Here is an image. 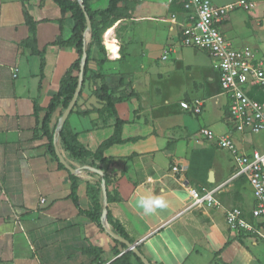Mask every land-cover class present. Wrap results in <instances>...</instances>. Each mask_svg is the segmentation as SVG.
<instances>
[{
  "label": "crops",
  "instance_id": "obj_1",
  "mask_svg": "<svg viewBox=\"0 0 264 264\" xmlns=\"http://www.w3.org/2000/svg\"><path fill=\"white\" fill-rule=\"evenodd\" d=\"M174 1L119 2L126 14L107 27L112 30L109 41L113 43L109 47L115 50L118 46V52L110 55L104 50L105 33L101 35L103 49L90 47V77L83 83L76 107L68 116L69 126L79 143L95 151L114 135L115 117L94 93L100 80L91 75L103 74L106 84L112 86L113 96L119 97L126 94L125 87L129 85V78H123V74L134 72L130 80L137 95L114 102L116 114L123 121L120 136L124 141L106 147L103 152V166L110 180L106 186L107 214L124 228L129 241L137 244L151 264H264L263 246L258 247L250 236L232 232L225 222V211L233 207L242 210L246 219L251 218L254 200L250 186L242 177L230 179L235 166L229 151L214 142H198L194 138L200 127L210 128L216 134L230 132L235 144L236 137L249 133L229 129L225 101L220 120L215 118L207 120V126H196L192 118L204 115V100L198 115L181 107L182 102L196 101L188 99L179 104L182 114H174L167 108L166 99H155L151 89L137 84L150 65L154 66L150 42L168 43L172 48L170 54L175 48H184L178 42V24L170 21L173 14L176 21L182 20L183 12L174 9ZM108 3L109 0H87L91 11L105 9ZM230 13L219 24L220 32L233 45L248 44L262 51L259 45L226 36ZM25 14L35 21L37 49L45 48L41 78L39 56L24 47L23 42L30 37ZM72 23L71 12L62 13L54 0H0V264H109L125 252L107 234L103 224L98 227L78 211L69 197L68 173L59 169L47 152V138L41 132L49 101L78 58L74 46L51 44L57 37L67 40ZM246 31L242 33L256 36L253 30ZM259 33L258 37L263 32ZM87 37L86 42L90 32ZM206 79L214 81L211 75ZM62 111L57 106L52 112L49 130L56 127ZM260 135L261 146L253 143L251 147H264V134ZM56 144L66 162L80 169L74 174L78 177V204L80 209L88 210L87 187L97 189L101 176L70 158L58 140ZM236 146L243 151L251 148ZM174 165L182 170L173 173ZM220 184L223 185L214 193V204L186 209L191 201L189 188L213 189ZM149 192L163 196L167 206L144 215L136 202L137 193ZM248 192L251 201L246 209L243 205ZM100 198L102 206L101 180ZM106 225L111 229L108 219ZM87 248L99 250L98 257Z\"/></svg>",
  "mask_w": 264,
  "mask_h": 264
},
{
  "label": "built area",
  "instance_id": "obj_2",
  "mask_svg": "<svg viewBox=\"0 0 264 264\" xmlns=\"http://www.w3.org/2000/svg\"><path fill=\"white\" fill-rule=\"evenodd\" d=\"M181 4L184 10L182 20L176 21L175 14L170 18L179 26L178 42L182 47L204 52L211 59L221 93L226 96L229 129L239 133L264 134V53L248 44L233 45L219 30V24L230 11L251 4L246 0L221 6L214 5L211 0H181ZM104 48L113 55L105 40ZM171 50V46L166 47L161 57L167 58ZM115 52H118V46ZM180 105L184 110L198 115L203 102L196 100ZM198 131L207 141L230 152L235 166L230 179L244 178L252 192L254 204L250 210L251 218L246 219L239 208H229L224 213L227 227L234 233L261 242L264 248V147L252 146L243 151L236 146L230 132L216 134L207 127H200ZM181 170L180 166H172L173 173ZM222 185L213 189L189 188L191 201L186 209L214 204V193ZM43 201L41 198L40 202Z\"/></svg>",
  "mask_w": 264,
  "mask_h": 264
},
{
  "label": "trees",
  "instance_id": "obj_3",
  "mask_svg": "<svg viewBox=\"0 0 264 264\" xmlns=\"http://www.w3.org/2000/svg\"><path fill=\"white\" fill-rule=\"evenodd\" d=\"M121 0H109L108 6L105 9L91 11L88 8L87 0H82V5L84 6L85 12L87 13L90 23V39L88 42H85L84 30L86 28V19L84 10L81 7V4L78 0H54L56 4L60 7L62 13L71 12V19L73 21L71 28V35L67 40H62L61 37H57L51 44L59 45V46H74L78 52V58L70 65L65 74L60 80L58 91L52 96L49 101V104L45 110V115L41 123V132L47 138L46 150L54 158L55 163L59 169H64L68 173V177L70 180V199L78 208L80 213L85 214L91 221L95 222L98 227L102 228V221L100 219L101 216V198H100V180L102 178L97 179V189H94L90 185L87 187V194L90 199V207L88 210H82L79 208L78 204V196H77V187H78V177L74 174H71L58 160L54 145L53 139L54 136H57L58 143L60 144L62 150L72 159H74L81 166H88L95 169H99L103 172V180L105 185L108 186L110 183L109 178L105 174L103 163L105 161V157L103 155L104 149L114 143H120L124 140L121 138V127L123 121L118 118L115 108L114 102L120 99H129L131 96H136L135 91H131L129 94H122L119 97H114L112 92L108 90V86L104 81V75L101 73H96L91 75L92 78L99 79L100 84H95L94 93L97 98L103 102L104 109L109 112L111 115L115 117V133L110 136L108 139L104 140L99 147L95 151H91L84 147L77 140V134L70 128L68 123V118L65 120L64 124L55 131V125L51 130H49L48 122L49 117L52 112L56 109L57 106H61V109L64 110L68 105L69 101L72 98V95L75 91V87L77 84L78 71L80 66V58L85 48L87 53L86 63L83 67V83L89 79L88 76V58L90 54V47L92 45H96L99 48L103 49L101 45V35L103 31L109 27L115 20L124 17L126 11H122L119 2ZM179 7L175 10H179V12H183L181 2H178ZM110 18V19H109ZM25 23L27 24L30 32V37L28 40H25L24 47H29L30 52L36 54L40 58L39 63V77L43 76V66H44V51L45 48L37 49L36 47V37H35V21L29 14H25ZM82 83V86H83ZM81 86V87H82ZM80 95V92H79ZM78 95V96H79ZM76 107V103L74 104ZM73 107V108H74ZM39 107H35V111H37ZM72 113V110L71 112ZM83 114L87 113V111L82 112ZM108 195V193H107ZM109 200V195H108ZM108 223L111 226V230L121 238L128 239L124 228L117 222L113 221L109 212L107 214ZM116 244L121 245L125 248V245L115 241ZM138 248V246H137ZM89 252H93L98 257L99 250H95L94 248H87ZM139 250V248H138ZM115 253H118V250H115ZM109 264H143L138 256H136L132 251L127 250L112 260Z\"/></svg>",
  "mask_w": 264,
  "mask_h": 264
},
{
  "label": "rangeland",
  "instance_id": "obj_4",
  "mask_svg": "<svg viewBox=\"0 0 264 264\" xmlns=\"http://www.w3.org/2000/svg\"><path fill=\"white\" fill-rule=\"evenodd\" d=\"M175 0L173 2L174 9L179 7V4ZM214 4L221 5L230 0H212ZM237 0H233L235 2ZM259 0H247L251 6L249 7H236L229 13L228 17V28L225 30V34L230 39H237L259 45L262 52L264 53V0L262 3ZM232 2V1H231ZM242 21V22H241ZM241 22V24H239ZM250 29V32H255L256 36H247L242 31ZM121 28V27H120ZM106 28L103 33L104 40L109 49V45L113 42L109 41V33L112 31L111 28ZM259 32H263L260 37ZM259 38V39H258ZM150 51V60L153 59L154 66L150 65V70L141 77V80L137 81L138 85L142 83L145 87H148V91L151 89L154 92V98L164 101L167 100V108L174 114H182L179 106L180 102L184 99L188 100H204L205 108L203 111L204 115L193 117V121L196 122V126L206 125L207 120H213L218 118L220 120L224 113L223 102H226L225 94H219L220 87L217 82L216 69L213 66L211 59L207 58L202 52L191 47H184L182 49L175 48L174 51L168 54L166 60L161 59V55L168 43H152ZM105 50V48H104ZM134 72H126L123 78H129V85L125 87L126 94H129L132 90L131 81ZM211 75L214 77V81H207V76ZM113 84V83H112ZM108 86V85H107ZM111 84L108 86L110 90ZM142 88V86H141ZM259 96V94H256ZM152 103V97L149 98ZM148 101V102H149ZM186 101V100H185ZM194 124V122H193ZM195 125V124H194ZM236 137V144L240 147L250 148L253 143H257L261 146V135L260 134H244ZM194 138L199 141H207L197 131ZM234 141V140H233ZM242 147V148H243ZM226 152V151H225ZM226 185V184H224ZM244 190V188H243ZM249 197L243 205L246 209H249L251 201V194L248 192ZM258 247L262 248V243L257 241Z\"/></svg>",
  "mask_w": 264,
  "mask_h": 264
},
{
  "label": "water",
  "instance_id": "obj_5",
  "mask_svg": "<svg viewBox=\"0 0 264 264\" xmlns=\"http://www.w3.org/2000/svg\"><path fill=\"white\" fill-rule=\"evenodd\" d=\"M79 3L81 4L82 9L84 10L85 13V19H86V28L84 30V35H85V42L87 41V36L89 35V32L91 30V23H90V19L87 15V13L85 12L84 6L82 5V0H78ZM86 59H87V53L85 51V48H83L82 54H81V58H80V66H79V71H78V78H77V84L75 87V91L72 95L71 100L69 101L68 105L65 107V109L61 112L58 120H57V124L55 127V131L57 132V130L64 124L65 120L68 118L71 110L74 107V104L76 103L77 97L79 95V92L81 90V86L83 83V67L84 64L86 63ZM57 141V136H54L53 139V145H54V150H55V154L58 158V160L61 162V164L71 173V174H75L76 172H78L80 169L79 168H74L71 165H69L66 160L64 159V157L62 156V154L59 151V148L56 144ZM88 170H91L97 174H99L101 176V190H102V210H101V216L100 219L102 221L104 230L107 232V234L113 238L115 241H118L122 244L125 245V251L130 250L132 251L136 256H138L141 260V262L143 264H151L142 254L141 252L138 250L137 248V244L130 242L127 239L121 238L118 235H116L107 225V193H106V185L105 182L103 180V172L99 169H95L92 167H84Z\"/></svg>",
  "mask_w": 264,
  "mask_h": 264
},
{
  "label": "clouds",
  "instance_id": "obj_6",
  "mask_svg": "<svg viewBox=\"0 0 264 264\" xmlns=\"http://www.w3.org/2000/svg\"><path fill=\"white\" fill-rule=\"evenodd\" d=\"M137 205L144 215H152L158 209L165 208L167 206V201L161 195H155L152 193L141 194L137 193Z\"/></svg>",
  "mask_w": 264,
  "mask_h": 264
},
{
  "label": "bare ground",
  "instance_id": "obj_7",
  "mask_svg": "<svg viewBox=\"0 0 264 264\" xmlns=\"http://www.w3.org/2000/svg\"><path fill=\"white\" fill-rule=\"evenodd\" d=\"M115 47L117 48V46H115ZM113 48H114L113 46H110V47H109V50H110L111 52H114V53H115V51H116L117 49L115 48V50H114ZM114 53H113V54H114Z\"/></svg>",
  "mask_w": 264,
  "mask_h": 264
}]
</instances>
